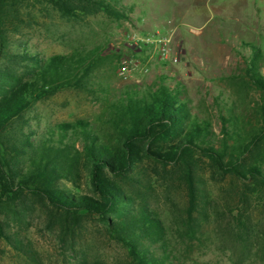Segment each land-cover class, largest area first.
Instances as JSON below:
<instances>
[{
	"label": "trees",
	"instance_id": "trees-1",
	"mask_svg": "<svg viewBox=\"0 0 264 264\" xmlns=\"http://www.w3.org/2000/svg\"><path fill=\"white\" fill-rule=\"evenodd\" d=\"M131 11L122 0H0V240L23 264H42L22 233L33 215L69 249L83 223L96 219L130 264H196L179 255L147 205L144 162L178 171L188 234L194 213L202 216L208 204L196 174L199 157L214 174L229 175L232 189L240 182L244 201L264 194V52L253 44H243L249 54L240 83L258 94L253 119L238 114L235 103L225 114L220 108L221 139L193 113L186 87L173 78L166 83L165 75L155 88L97 86L106 103L101 115L40 128L32 115L38 102L66 88L95 93L91 74L100 49L41 58L24 40L48 29L54 14L81 25L99 13L124 20Z\"/></svg>",
	"mask_w": 264,
	"mask_h": 264
},
{
	"label": "rangeland",
	"instance_id": "rangeland-1",
	"mask_svg": "<svg viewBox=\"0 0 264 264\" xmlns=\"http://www.w3.org/2000/svg\"><path fill=\"white\" fill-rule=\"evenodd\" d=\"M122 3L132 10L127 19L117 21L99 13L77 25L62 22L53 13L48 29L24 40L26 50L41 58L74 49H100L91 74L95 93L66 88L38 102L32 115L40 119V128L48 123L94 120L101 115L106 103L100 100L97 86L113 90L127 85L155 88L161 75L166 76V83L176 79L186 87L193 113L211 123L218 139L222 109L225 114L235 103L238 114L253 119L258 94L250 87H240L249 54L243 44H253L264 52V0ZM164 38L168 43L160 46L156 40ZM147 40L154 43L142 45ZM123 65L125 75L120 76ZM199 159L196 174L208 204L202 216L194 213L193 234L187 232V196L178 171L144 162L140 178L150 186L140 190L147 205L159 214L186 262L264 264V194L244 201L240 182L232 189L229 175L214 174L210 162L205 157ZM22 233L42 264H91L97 260L130 264L125 249L109 240L96 219L83 223L74 249L67 248L56 231L47 230L40 215H33ZM0 264H23L13 258L2 240Z\"/></svg>",
	"mask_w": 264,
	"mask_h": 264
},
{
	"label": "built area",
	"instance_id": "built-area-1",
	"mask_svg": "<svg viewBox=\"0 0 264 264\" xmlns=\"http://www.w3.org/2000/svg\"><path fill=\"white\" fill-rule=\"evenodd\" d=\"M156 42L157 43H159L160 44V46H165L167 43H168V40H166L165 38L164 39H158V40H156ZM151 43H154L152 40H147L146 42H144L142 45H149V44H151ZM134 45H136V46H138L139 48H140V44L138 45L137 43H135ZM165 50H164V48L163 49H161V51H160V55L162 56V55H164L165 53ZM125 69H126V66L125 65H123L122 67H121V69L119 70V75L120 76H124L125 75Z\"/></svg>",
	"mask_w": 264,
	"mask_h": 264
}]
</instances>
